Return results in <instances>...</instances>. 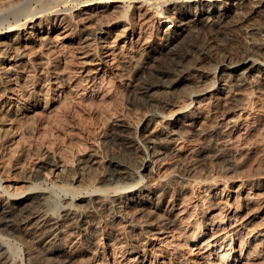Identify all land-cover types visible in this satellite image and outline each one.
<instances>
[{
  "label": "rangeland",
  "instance_id": "1",
  "mask_svg": "<svg viewBox=\"0 0 264 264\" xmlns=\"http://www.w3.org/2000/svg\"><path fill=\"white\" fill-rule=\"evenodd\" d=\"M22 1L0 0L1 26L48 1L67 14L45 11L44 33L0 53V215L4 204L43 189L47 200L39 210L57 214L74 197L65 198L56 184L106 187L114 160L144 179L117 214L112 196L83 192L57 238L36 243L10 234L9 263L264 264V10L237 16L232 27L194 34L185 67L160 78L152 73L150 49L166 43L174 21L162 15L175 9L160 15L155 4L123 0V8L101 13L104 24L119 18L103 42L89 46L88 28L98 25L72 9L88 0H32L17 13L13 6ZM188 11L195 17L199 7ZM22 50L24 58L10 60ZM100 52L109 54L104 62L96 60ZM250 53L253 60L235 74L215 72L221 60ZM177 74L184 80L172 86ZM156 80L163 86L155 96L140 99V86ZM155 109L168 116H153ZM33 184L39 188L29 190ZM90 205L95 209L88 212Z\"/></svg>",
  "mask_w": 264,
  "mask_h": 264
},
{
  "label": "bare ground",
  "instance_id": "2",
  "mask_svg": "<svg viewBox=\"0 0 264 264\" xmlns=\"http://www.w3.org/2000/svg\"><path fill=\"white\" fill-rule=\"evenodd\" d=\"M35 1H40V0H35ZM137 1H142L143 4L145 5H147L148 3L152 5L153 4L157 5L155 6V8L160 15H162L161 12L163 11L166 10L170 11L172 9H175V12L171 17L162 15L163 19L165 18V20H169L171 22L174 21V26L172 25L169 26V27H173V29L166 36L165 38L166 43L162 42V46H159V48L153 46L150 49V54L153 57L152 59L156 61L152 73L154 77H160V78H163L164 76H168L167 74L170 72L172 67H176V70L177 69L179 70L180 67L182 68L185 67L184 61L188 55H191V52L195 47L194 38H192L194 34H200V32H203V30L213 31L222 28L226 29L232 27L233 22L235 21V18L237 16L240 17L242 15V17H246V15H248L249 13L258 12V10L260 9L264 10V0H137ZM31 2L32 0H23L19 4L14 5L13 9L17 10V13H20L22 11L21 10L22 7L26 5L29 6ZM122 2L123 0H88V3L86 4L85 2L79 3L78 5L80 6L75 5L72 7L74 11L75 10L80 11V13L82 14L81 17L82 20H86L88 21V23H95L98 25V27H95L93 29L88 28V33L85 38V43L88 42V45L90 46L91 41H95V42L100 40L101 42L104 41V39L107 37L106 34L108 33V31L105 29L114 25L116 23V19H118L119 17H116V19H114V21H112L109 24H104L103 21H101L100 19V17L102 16L101 13L103 11H106L105 9L108 7L114 9L123 8L124 5H122ZM195 2L198 5L197 6L194 5L192 8V3ZM55 7L56 6H53L51 1L42 3L39 6L30 5L29 6L30 10L27 12V14L24 17H20V15L17 14L15 18L16 21L14 23H10L8 26L5 27L0 25V53H3L5 50H9L11 51V53H13L15 49H19L21 46H23L20 45V42L23 41L29 42V41H33L34 39H37L36 37L38 34L44 33L46 31L44 30L47 25L45 24V19H44L45 11L54 10ZM196 7H199V13L196 14L195 17H193L188 11V9L194 10ZM64 14H67V12L61 10H54L52 16L60 17ZM64 19L65 18H63L62 20ZM23 35H25V37H23ZM100 47L103 48L105 46H100ZM158 54L161 55V57L160 56L158 57L157 56ZM108 55L105 54V52H100L99 55L98 54L96 55V60H99L100 62H104L105 61L104 59ZM254 56H255L254 53H250L244 56L243 58L237 60L228 59V58L223 59L218 63V65L214 67L215 72H217L219 68L221 77L224 78L227 77L228 76L227 73L233 75L235 74L236 71H239L240 69H242V67L250 63L253 60ZM24 57H25V53L23 50L17 51L15 52V55H13L10 58V60L18 61ZM88 57H90V54H88ZM160 58H162L163 60L162 62H160ZM254 60L255 63L259 59L255 57ZM253 67H254L253 65H250V67L248 68L252 70ZM246 71L247 70L239 74L241 77H239L238 79L240 78L244 79L247 76ZM183 78L184 76L182 74H177L176 77L173 79L171 85L174 86L178 84L179 81L184 80ZM216 84H217V80L213 81V83L209 87L216 86ZM158 86H163V84H161L159 80L148 81L143 83L140 86V91H141L140 94H142L140 96V99L142 97H154L155 89ZM207 91L209 90H206L205 92ZM192 92H193L192 94H196L199 92V90L198 91L195 90ZM144 100L146 99L144 98ZM156 101L158 102L159 100ZM191 101L193 102L194 99ZM160 102L168 103L167 100ZM192 102H190L188 105L181 107L180 110L178 109L179 110L178 113L179 114L184 113L185 112L184 109L189 107ZM152 115L163 116V117L168 116L163 111L161 110L159 111V109H155ZM178 121L179 119L177 120V122ZM144 130H146V128ZM150 148H154V147H150ZM155 152L156 149L153 150V153ZM151 155H147V158L145 157L143 159V162H141L142 167L147 168L149 156ZM112 162L114 163V168L109 170L106 176L107 178L105 177L106 181L108 182V186L106 187H102L97 184L95 185L94 183L87 184V186L85 185V187H77V186H73V184L69 187L67 185V188L59 184H56V186L61 188L62 191L65 192V198L70 197L67 196V194H70L73 195L74 199H76L75 197L83 192L86 193L101 192L102 194H96V195H104L107 198L112 196V199H109V201L112 207L116 206V208L113 209L114 210L113 212L117 210V212L115 213L117 214L119 212L118 209L121 208V207L117 208V206L120 204L124 196H130L131 193H133L137 189L136 186L143 181L144 175L140 174L139 171L130 170L125 165V162H122L120 160H114ZM1 179L2 178L0 177V182ZM136 179L137 182L133 183ZM35 188H39V185L33 184V186L29 188V190L31 189L33 190ZM119 191L121 192L110 195L111 192H119ZM4 192L5 193L7 192L10 197L12 195H18V194L10 193L7 190H5ZM36 192H42V193L39 194V196H35V197L31 195L28 197L27 195L25 196V198H22L24 200L11 201L8 204H4L3 207L1 208L0 234L2 235L3 239L0 240V264H8L9 261L11 260L10 257L11 255L8 256L9 249L6 248L7 246L5 244V240L10 238L9 236L10 234L16 235V232L17 233L20 232L21 235L23 234H25L26 236L30 235L32 236L33 240L36 243L45 241L47 238L51 236L57 238V236L61 232H63L61 228L62 222H64V220H68L70 216L72 214H75V212H77L78 210L79 206L75 203L74 199H72L67 204L61 203L60 209H58L59 211L57 210L58 211L57 214L56 212H53L55 214L42 212L39 210L38 207L41 205L43 206L44 201L47 200L46 195L45 196L43 195L46 191H44L43 189V191L39 190ZM31 193H35V191ZM91 200L94 201L95 199H91ZM94 202H96V200ZM18 203L22 205L23 208L18 209L20 207L17 206ZM90 206L88 207V212L95 209L94 208L95 205H92L91 207ZM92 207L94 209H92ZM64 211H67V213L63 214ZM86 212L87 210H84V213ZM203 234H205V230H201L197 235L194 236V238H200ZM26 240L27 239L23 238V242H25ZM56 249L58 250V248H55L54 250L56 251ZM16 262L17 261H15V263ZM213 262L212 264H217ZM13 263L14 261L11 264ZM21 264H25V262L21 261Z\"/></svg>",
  "mask_w": 264,
  "mask_h": 264
}]
</instances>
